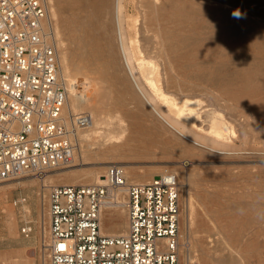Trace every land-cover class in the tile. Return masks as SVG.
<instances>
[{
    "label": "rangeland",
    "instance_id": "obj_1",
    "mask_svg": "<svg viewBox=\"0 0 264 264\" xmlns=\"http://www.w3.org/2000/svg\"><path fill=\"white\" fill-rule=\"evenodd\" d=\"M120 2L119 22L117 0H81L78 6L72 0H48L55 15L49 31L52 37L57 32L60 63L64 55V79L69 82L71 95H75V81L77 93H84L86 98L104 95L101 102L92 99V109L81 113L103 118L108 107L119 102L114 110L135 126L129 97L137 93L119 49L121 30L130 49L126 48L131 54L127 55L132 56H128L132 58L130 64L139 74L136 79L149 92L140 62L146 58L143 62L157 66L158 87L150 93L156 103L165 106L173 99L200 101L204 127L209 125L206 112L220 110L236 133L219 142L225 145L220 149L236 154L204 150L179 135L175 141L190 144L198 155L175 148L168 140L173 138L170 132L156 134L159 119L146 115L141 119L148 134L147 140L145 135L140 137L147 143L144 149L106 159L74 160L49 172L46 184L66 185L62 184L68 178L66 172L102 163L124 172L132 167L140 175L153 177L163 171L184 170L189 177L181 180V264H264V219L257 218L258 214L264 217V0ZM237 9L243 18L232 16ZM89 49L95 51L92 58ZM93 64L101 70L88 71ZM97 134L107 136L104 131ZM27 175L30 180L27 177L12 188L3 189L8 181L0 182V264H49L48 252L38 239L41 182L36 175ZM84 178L82 173L70 177L75 182H84ZM47 221L46 211V244ZM25 226L32 227L29 235L22 233Z\"/></svg>",
    "mask_w": 264,
    "mask_h": 264
},
{
    "label": "built area",
    "instance_id": "obj_2",
    "mask_svg": "<svg viewBox=\"0 0 264 264\" xmlns=\"http://www.w3.org/2000/svg\"><path fill=\"white\" fill-rule=\"evenodd\" d=\"M47 22L45 0H0V182L22 174L44 179L71 162L78 130L92 120L86 112L66 113L68 91ZM105 180L47 192L49 264H181L178 174L134 183L111 166ZM118 195L126 198L127 231L102 234V207Z\"/></svg>",
    "mask_w": 264,
    "mask_h": 264
},
{
    "label": "bare ground",
    "instance_id": "obj_3",
    "mask_svg": "<svg viewBox=\"0 0 264 264\" xmlns=\"http://www.w3.org/2000/svg\"><path fill=\"white\" fill-rule=\"evenodd\" d=\"M48 8V27L50 26L52 17L55 18L54 11L51 12V6L48 3V0H45ZM74 5L78 6L81 2V0H72ZM120 12H121V2L120 0H117V15L118 20L120 22ZM70 19L71 21L74 19ZM117 22V23H119ZM236 25V24H235ZM234 25V26H235ZM239 28V27H238ZM121 29L120 23H119V30ZM55 30V29H54ZM241 31V30H240ZM243 31V30H242ZM241 31V32H242ZM249 31V30H248ZM236 32V31H235ZM251 32V31H250ZM54 43L56 47H58V35L56 34V30L54 31ZM234 33V32H233ZM247 33V32H246ZM52 34V33H51ZM232 34V33H231ZM123 34H121L120 30V36L121 39L120 42V52L123 56L125 66L127 67V74L129 75L130 79L134 83L135 91L137 95L134 93L129 97L130 98V106L132 107V119L134 120L135 126L132 127L130 125V121L124 118H120L119 115H123L120 112L114 110L115 107L118 105H121L119 102L114 103L108 107V113L105 117L99 118L96 116H91L92 120L91 122L84 128H80L77 133V152L71 162L66 164L65 166L55 169L51 172L60 170L64 167H67L71 165L76 160L78 161H86L88 159L96 158V159H106L109 157H116L120 156L122 152L127 151H136L140 149H144L145 146H147V143L141 140V136L145 135L144 138L148 139V134L146 131L143 130V124H142V117L146 115H154L159 119V123L157 126H155V132L157 135L164 136L167 132H170L171 135H173V138L168 139L172 144L173 147L179 148L180 150H183L185 152H189L191 154H196L195 149L190 146L195 145L201 149L204 150H215L219 151L220 154L225 155H234L235 152L226 151L220 149V146L223 148V144L219 142L227 141L232 136H236V133H232L233 129L229 127L228 121L224 118V115L220 112H206L207 117L206 121L209 125L203 126L201 124L202 121V113H203V107L201 106L202 103L197 100H182V101H176L173 99L172 102H167L165 106H161L156 103V97L154 95L150 94L152 92H156L158 87V82L156 80V75L158 73L157 66L154 63L150 62H143L145 59L142 60V63L140 62L141 66V75L144 79V81L147 83L149 88L151 89V92L149 90L147 91L144 89V85L141 86V83H138V79H136V76H138V72H134L133 66H131V60L132 56L130 53L127 52L128 45L125 46L124 38L122 37ZM262 36V35H260ZM259 36V37H260ZM149 38V37H148ZM84 38H81L83 40ZM190 45V44H189ZM84 50V49H83ZM128 50H130L128 48ZM90 51V49H89ZM140 51V50H139ZM130 52V51H129ZM86 53V51H85ZM127 53L129 55H127ZM89 57L92 58L95 54V51L88 52ZM129 56V57H128ZM255 56V55H254ZM252 57V55H251ZM256 57V56H255ZM258 58V57H257ZM134 59V58H133ZM142 59V58H141ZM241 60V59H240ZM138 61V60H137ZM141 61V60H140ZM138 63V62H137ZM66 62L65 57L62 55L61 60V77L64 83L66 84L67 91H68V102L66 107V113L67 114H75V113H81L84 112L85 109H92V107L95 105L93 103L92 99H97V102H101L102 98H104V95L100 96L97 94L94 97L86 98L85 95H82L84 93H77V84L73 82L74 86V93L75 95H71V89L69 87L68 80L64 79L66 75L63 73V69H66ZM139 65V64H138ZM136 65V66H138ZM88 71L99 72L101 69L97 65H90L87 69ZM137 70V69H136ZM138 74V75H137ZM159 74V73H158ZM140 75V76H141ZM158 77V76H157ZM66 78V77H65ZM141 80V77H139ZM139 80V82H141ZM204 82V81H203ZM249 84L246 83L245 86H248ZM105 90V89H103ZM106 93L105 91H103ZM102 92V93H103ZM99 93V92H97ZM103 93V94H104ZM108 95H110L107 92ZM185 95V94H184ZM102 96V97H101ZM106 97H109L105 94ZM139 97V98H138ZM108 99V98H107ZM143 102V104L140 102ZM107 101V100H106ZM85 103V104H84ZM145 106V107H144ZM241 112V111H240ZM228 114V113H227ZM91 115V113H90ZM121 121H120V120ZM202 125V126H201ZM243 126V125H242ZM248 126V125H247ZM122 127V128H121ZM137 127V128H136ZM100 131H104L107 136H99V135H105V134H97ZM122 131V132H121ZM199 132V133H198ZM247 133V132H245ZM155 134V133H154ZM180 136L183 138V140H186L185 142H176L174 137ZM102 138V140L98 141V138ZM179 138V137H178ZM144 139V140H145ZM181 139V138H179ZM182 140V139H181ZM149 141V140H148ZM226 144V143H225ZM219 146V148H218ZM214 148V149H213ZM216 148L218 150H216ZM224 149V148H223ZM222 150V151H220ZM171 151V150H170ZM233 152V153H232ZM75 160V161H74ZM102 163V162H100ZM103 164V163H102ZM102 164H97L89 169H83L81 171H73V172H66V175L68 176L67 179H64L62 184L66 185H92V184H101L104 185L106 183L105 175L106 171L105 169L108 168L107 166H104ZM126 176L129 178V180L133 181L134 183H148L150 182L154 177L152 175L144 176L140 175L136 172L135 168H126ZM175 172L179 176L180 184L181 180L185 178V176L188 178L189 176L185 173L184 170L176 169ZM82 173V176H85L84 182H75L73 179H70V177H74L75 175H79ZM168 173L167 171H163L161 174ZM48 174V173H47ZM34 175V174H33ZM70 176V177H69ZM30 180V176L27 174L18 175L15 178H12L8 181L6 186L3 187L5 189L6 187L12 188L13 185H20L26 179ZM47 177V175L45 176ZM38 179L41 182V193L38 201V221H39V227H38V239L41 243L42 247H45L47 250L48 243L46 244V194L52 187L51 185L46 184V179ZM152 178V179H151ZM48 179V178H47ZM151 179V180H150ZM131 181V182H132ZM3 186V185H2ZM1 189V187H0ZM127 206H126V198L125 196L118 195L117 202H114L112 199H108L106 203L102 207L101 211V221H100V230L102 234L105 235H121L125 234L127 231ZM208 216L207 213H205V217ZM47 224L49 226V219L47 221Z\"/></svg>",
    "mask_w": 264,
    "mask_h": 264
},
{
    "label": "clouds",
    "instance_id": "obj_4",
    "mask_svg": "<svg viewBox=\"0 0 264 264\" xmlns=\"http://www.w3.org/2000/svg\"><path fill=\"white\" fill-rule=\"evenodd\" d=\"M232 16L234 18H237V19L243 18V14L240 12L239 9L234 10L233 13H232ZM239 211H242V210H239ZM257 218L258 219H264V217H261L259 214H258Z\"/></svg>",
    "mask_w": 264,
    "mask_h": 264
},
{
    "label": "snow or ice",
    "instance_id": "obj_5",
    "mask_svg": "<svg viewBox=\"0 0 264 264\" xmlns=\"http://www.w3.org/2000/svg\"><path fill=\"white\" fill-rule=\"evenodd\" d=\"M64 246L63 245H61V248H63Z\"/></svg>",
    "mask_w": 264,
    "mask_h": 264
}]
</instances>
